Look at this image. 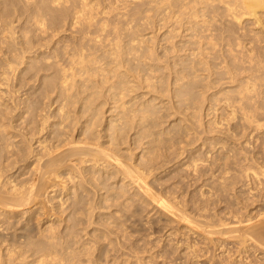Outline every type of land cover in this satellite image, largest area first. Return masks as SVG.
<instances>
[{
    "label": "bare ground",
    "instance_id": "obj_1",
    "mask_svg": "<svg viewBox=\"0 0 264 264\" xmlns=\"http://www.w3.org/2000/svg\"><path fill=\"white\" fill-rule=\"evenodd\" d=\"M153 1L159 0H145L130 6L131 11L129 8L127 13L130 18H122L120 14L122 19L117 18V23L113 22L111 29H106L112 20L110 24L106 18L94 21L90 8L92 0H31L26 2L27 6L17 0H6L5 11L0 13L5 33L2 31L4 35L2 33L0 38L9 48L20 46L23 54L18 56L24 63L23 81H31L32 90L29 98L23 99V105L0 107V150L11 151L13 143L8 134L14 127L13 121L23 115L25 128L48 131L54 138L52 145H45L46 136L35 139L36 146L45 147L46 151V159L39 164L38 173L39 176L45 172L60 176L58 173L64 169L70 183L67 191L71 199L69 211L84 205L86 198L90 199L87 193L94 190L96 201L91 208L88 205L84 209L107 206L108 211L98 212L100 222L106 224L107 229L111 222L119 225L121 217L116 211L122 212L125 202L109 203L108 199L124 194L131 186L167 214L184 220L190 228L203 229L210 234L214 231L207 228L211 223L203 214L199 211L190 214L178 205V200L172 205L157 196L153 182L147 177L154 174V169L163 168L157 161L159 147L174 144L171 137L163 136L168 126H174L170 120L166 123L165 116H176L184 135H193L183 138L186 143L191 138H194L191 143L201 139L202 127L211 133L210 146L221 143L222 148L227 142L235 146L232 136L238 135L236 131L230 136L226 131L216 129V120L210 121L208 128L200 122L211 103L224 100V105L231 110L230 118L235 121L239 137L249 140L264 130V50L253 44L239 43L236 51L225 55L224 64L217 67L212 63L211 55H206L197 45L194 46L197 51L192 47L185 61L179 63L181 65L172 63L171 56H179L178 51L185 49L184 43L183 49L181 45L172 46L170 51L174 54L170 56L166 49L159 54L157 48H143V45L131 42L136 32L131 23L138 20L145 5L154 6ZM205 2L188 0L192 18L187 20L191 27L194 25V34L199 36L193 22L194 18L204 17L200 7L207 6ZM237 2L243 8H250L256 18H259L257 9H264V0H234ZM11 4L16 5L12 7ZM167 4L176 9L174 13L184 25L185 0H168ZM12 9L16 10L13 15ZM114 10L113 15L117 12ZM13 18L18 20L17 25ZM233 18L238 19L239 15L234 13ZM16 26L23 28V34H16ZM147 61L151 62L145 67ZM164 68L166 71L162 70L160 76L163 82L158 85L152 71ZM222 76H227L232 89L222 91L217 83ZM211 88L216 90L211 92ZM118 99L121 100L119 105H114L107 114L109 117H105L104 105ZM158 102L165 113L155 116ZM183 153L184 150L175 156V162L182 160L179 157ZM191 155H185L184 164L187 168L192 167L195 174L203 159L198 162L190 159ZM221 157L222 154L212 161ZM227 158L228 155L223 156L224 160ZM2 163L12 166L14 161L0 163V212L7 220L5 225L0 223V232L8 230L0 233V264H74L77 259L79 261L88 249L74 246V235L80 232V229L74 230L75 222L56 229L50 219L52 223L40 229L38 234L25 233V228L19 226L21 220L16 212L32 202L31 206L37 203L36 178L28 185L3 179L5 167ZM244 174L248 175L247 172ZM253 174L258 178V171ZM112 206H117V210L111 211ZM65 216L67 220L72 218L70 213ZM253 234L255 240L264 245V225L253 230ZM88 256L86 264H100L93 254Z\"/></svg>",
    "mask_w": 264,
    "mask_h": 264
},
{
    "label": "rangeland",
    "instance_id": "obj_2",
    "mask_svg": "<svg viewBox=\"0 0 264 264\" xmlns=\"http://www.w3.org/2000/svg\"><path fill=\"white\" fill-rule=\"evenodd\" d=\"M5 1L0 0V13L5 11ZM17 1L27 6L26 2L31 0ZM98 1L95 0L94 3L92 0L90 8L92 7L94 14L92 13L91 17L94 21L106 18L107 24H110L112 20L106 27L109 29L113 26V22L117 23V18L122 16L125 19L127 16L130 18L128 15L130 6L132 8L145 0ZM104 1L110 3L106 4ZM111 1L116 7L113 4V6L110 5ZM167 1L159 0L156 3L153 1L154 6L143 7L145 9L141 11L138 20L131 23V27L136 30L131 41L134 45L141 44L143 48H157L156 52L159 54L166 49L167 54L171 56L174 54L170 51L172 46L181 45L183 49L184 43L185 49L178 51L179 56H171L172 63L178 64L185 61L192 47L199 45L206 55H211L212 63L217 67L224 64L225 55L236 51L239 43L253 44L257 49L264 50V9H257L259 18H256L251 9L243 8L240 2L206 0L207 6L200 7V14L204 17L194 18L193 22L196 24L199 36L194 34L195 27L194 25L191 27V22L187 20L192 18L188 0H185L184 25L183 21L178 20L177 13H174L176 9L173 10ZM93 4H95L94 7ZM96 5L99 6L95 7ZM112 10L117 11L115 15ZM14 11L16 10L10 11L11 15ZM234 13L239 15L238 19L233 18ZM113 16L117 17L113 19ZM21 18L23 20V15ZM13 19L17 25L18 20ZM15 28L18 31L16 34L20 32L23 34V28L20 29L18 26ZM0 29H2L0 37H3L5 29L2 22H0ZM21 53L23 54L19 45L9 48L4 39L0 38V93H2L0 107L13 108L18 103L23 105V99L26 100L30 96L32 83L23 81L24 63L18 56ZM146 57H149L148 53ZM149 62L151 61H147L145 67ZM162 70L166 71L165 68L152 71L158 85L163 82L160 78ZM1 76L6 77L1 78ZM217 83L223 88L222 91L233 88L229 86L227 76H222ZM215 90V88L210 89L211 92ZM120 102V99L107 102L104 105V116L108 118L107 114L112 107L119 105ZM224 104V100L211 103V106L208 109L207 106V110H204L201 115L200 122L208 128L209 122L216 120V129L226 131L230 136L236 131L238 135L232 136L235 146H231L232 142L225 143L223 145L225 148H221V143L210 146L211 133L209 134L202 127L200 131L203 137L194 143H191L194 139L191 138L190 142L186 143L183 138L188 139L193 135H184V131L180 130L179 120L175 119L176 116H165L168 120L166 123L170 120V124L174 126L171 128L168 126V131L163 136L171 137L174 144L166 148L159 147L157 161L163 165V168L154 169V174L147 177L150 182H153L152 188L157 196H161L172 205H175L178 200V205L190 214H197L199 211L211 223L207 228L214 232L208 234L203 229L190 228L184 220L167 214L140 194L137 188L131 186L124 194L110 196L108 199L109 203L125 202L123 211H116L121 217L119 225L111 222L110 228L107 229L106 224L100 222L98 212L99 210L108 211L107 206L104 209H94V206L92 210L84 209V206L88 205L91 208L96 201L97 194L94 190L87 193L90 199L86 198L83 207L78 206L69 211L68 204L71 199L67 191H69L70 183L66 180L64 169L58 173L60 176L47 172L39 176L38 173L39 164L46 159L44 155L46 151H44L45 147L36 146L35 139L46 136L45 145H52L54 138L48 131H40L39 128L34 130L30 126L25 128L23 115L13 121L14 127L8 134L9 141L13 143L10 147L11 151L6 153L5 150H0V163L14 161L12 166L2 163L5 167L3 179L28 185L36 178L37 203L31 206L34 203L32 202L28 207L24 206L16 212L21 220L19 226L25 228V233L38 234L40 229L52 222L56 229H62L66 224L75 222L74 230L80 229V232L74 233L76 241L74 246L77 249L87 247L88 253L81 254L80 260L77 259L74 264H81V262L86 264L89 253L93 254L100 264H109L112 261H114L113 264H264V245L258 243L253 234V230L264 225V177L262 176L264 130L256 133L249 140L239 137L235 121L230 118L231 110ZM156 109L155 116L165 113L159 102ZM227 148L230 155L226 153ZM183 150L184 153L179 157L182 160L175 162L177 159L175 156ZM186 154H192L190 159H197L198 162L203 159V163L198 165L195 174L192 167H185ZM220 154L222 157L219 160L212 161L220 157ZM227 155L228 158L224 160L223 156ZM255 170L258 171V178L253 174ZM245 172L248 175H245ZM62 179L65 182H62ZM72 188L71 186L70 189ZM71 194H73L72 191ZM29 208L31 210H27ZM116 208L117 206H112L111 211L117 210ZM25 209L27 211L22 212ZM0 211H2L1 207ZM67 213H70L72 217L69 220L65 216ZM2 218L3 215L0 212V223L5 225L7 220L3 218L4 221H2ZM18 230L21 229L18 228ZM2 231L8 232L7 229ZM62 262L64 263V260Z\"/></svg>",
    "mask_w": 264,
    "mask_h": 264
}]
</instances>
